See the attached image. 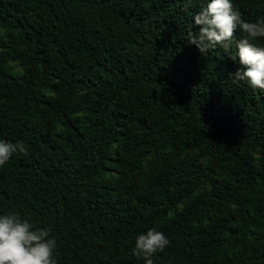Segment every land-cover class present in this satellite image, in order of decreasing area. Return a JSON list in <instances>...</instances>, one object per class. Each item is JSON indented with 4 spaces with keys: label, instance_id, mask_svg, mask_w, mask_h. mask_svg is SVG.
I'll return each instance as SVG.
<instances>
[{
    "label": "trees",
    "instance_id": "trees-1",
    "mask_svg": "<svg viewBox=\"0 0 264 264\" xmlns=\"http://www.w3.org/2000/svg\"><path fill=\"white\" fill-rule=\"evenodd\" d=\"M211 0H0V215L50 229L57 264H264V90L186 41ZM246 22L264 0H233ZM255 43L264 44V41Z\"/></svg>",
    "mask_w": 264,
    "mask_h": 264
},
{
    "label": "clouds",
    "instance_id": "clouds-1",
    "mask_svg": "<svg viewBox=\"0 0 264 264\" xmlns=\"http://www.w3.org/2000/svg\"><path fill=\"white\" fill-rule=\"evenodd\" d=\"M190 3L191 0H188ZM199 31H187L186 41L201 54L217 45L228 51L232 48L237 29L244 34L235 41L237 52L232 60L238 61L239 69L231 75L234 82H245L250 88L264 90V19L256 22L243 20L233 0H211L193 16ZM27 146L0 140V167L5 166L13 155H27ZM169 245L166 235L156 228L139 234L135 239L133 255L145 264H154L152 259ZM57 242L50 229L34 228L17 213L0 215V264H57L54 253Z\"/></svg>",
    "mask_w": 264,
    "mask_h": 264
}]
</instances>
